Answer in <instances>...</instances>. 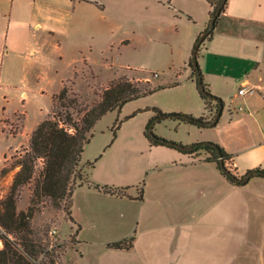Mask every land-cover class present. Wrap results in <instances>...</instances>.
Segmentation results:
<instances>
[{
	"label": "crops",
	"instance_id": "crops-1",
	"mask_svg": "<svg viewBox=\"0 0 264 264\" xmlns=\"http://www.w3.org/2000/svg\"><path fill=\"white\" fill-rule=\"evenodd\" d=\"M132 2L123 5L126 16L138 14L131 9ZM180 2L187 6L181 14L189 22L184 23L183 43L193 55L212 6L208 0ZM173 11L174 22L181 21L177 14L182 11ZM103 18L106 10L93 0H0V87L23 84L53 97L64 83L82 82L110 48L95 45L110 35L111 29L101 24ZM71 40H75L72 45ZM96 47L99 58L93 55ZM198 60L204 83L224 102L218 122L206 127L178 123L174 135H158L184 145L214 141L233 156L240 175L264 169V0H227L213 35L199 49ZM55 66L59 70L49 76ZM191 68L184 85L194 90L196 105L169 110L210 115ZM128 69L123 75L131 78L130 72L136 70L158 75L154 70ZM50 83L57 88L48 91ZM242 87H246L243 94ZM28 96L23 92L25 100ZM17 112L22 111L13 115ZM147 128L148 124L123 134L126 144L120 158H108L111 150L100 155L95 167L88 169V182L73 193L72 215L80 225L74 243L84 263L99 258L109 259V264H251L242 259L249 247L256 248L254 264H264V177L254 175L243 185L234 184L204 154L151 144ZM131 156L139 159L138 164L131 163ZM129 171L137 173L132 180L119 175ZM94 183L125 188L126 195L105 192ZM132 235L130 249L108 246Z\"/></svg>",
	"mask_w": 264,
	"mask_h": 264
},
{
	"label": "rangeland",
	"instance_id": "rangeland-1",
	"mask_svg": "<svg viewBox=\"0 0 264 264\" xmlns=\"http://www.w3.org/2000/svg\"><path fill=\"white\" fill-rule=\"evenodd\" d=\"M93 1L101 11L106 10L107 18H103L101 24L104 28L111 29L108 38L97 41L95 45L98 46L99 44L103 47L108 44L110 48L100 57V65L92 66V71L90 70V74H86V78L82 82L76 85L73 82L68 84L73 91L87 103L93 104L100 100L110 80L129 72L128 68L130 67L154 70L158 75L147 70H136L130 72L134 78L127 77L141 80L150 79L153 85L166 84L167 86L158 89L153 94L125 104L120 112L118 110L109 111L99 119L94 127V136L82 154L83 163L86 165L87 162L96 160L109 150L111 152H108V158L119 159V152L126 144L125 134H130L134 130L145 129L147 124L155 119L156 113L152 109L147 112L146 108L158 107L163 111L166 110L165 112L189 114L184 111H175L176 109L170 111L169 109L196 105L194 90L188 85H184L186 78L192 73L190 59L192 55L189 48L185 47L183 43L187 27L184 23H189L188 17L181 14L187 10V6L180 2L183 0H132L134 3L129 0ZM125 2H132L131 9L138 11V14L133 12V14L126 16L123 11ZM174 8H179L182 11L177 14V18L182 16L181 21L178 18L179 21L174 22ZM75 40L69 41V44L72 45ZM92 44L93 40L89 37L88 45ZM47 48L52 50L50 45H47ZM95 49L93 55L99 58L100 51L97 47ZM55 57L58 61L59 57L56 55ZM107 63L109 67H106ZM56 69L59 70L56 66L50 69L49 76H54ZM56 88L57 86L50 83L47 90L51 91ZM38 90L37 88H28L23 84L0 87V170L4 166H11L13 155L30 148L32 132H27L48 117L49 115L46 114L49 111V114L52 112V96ZM23 92L29 94L26 100L23 98ZM17 110L25 112V115L22 112L13 115ZM150 115L153 118L150 117V119ZM214 116L210 119H213ZM117 123L119 127H116ZM178 123H183L182 127L193 125L174 118H164L154 125V132L157 135L161 132L174 135ZM114 131H116V135H114ZM121 131L122 137L117 138ZM180 131L185 135L188 134L186 128H182ZM129 160L131 163L137 164L139 161L133 156L129 157ZM42 167L43 161L40 160L36 176ZM17 170L18 168H15L0 178V198L9 190ZM87 173L88 168L84 166L82 170L84 179ZM119 175L132 180L137 176V173L136 171H129ZM84 179H78L76 185L83 182ZM34 186L35 178L23 187L18 201L20 209L28 208ZM69 201L70 198L67 196L62 200L45 196L43 202L41 201L43 208L36 213L33 219L36 229L49 241V246L53 243V248H56L55 264H73L75 262L80 264H109L107 262L109 259L102 261L97 258L91 260L90 263H84L82 260V251L76 248L72 240V235L77 234V226L67 216L66 207ZM57 202H60L61 206H57ZM53 228L58 230L56 235L50 234V230ZM255 256L256 248L247 247L243 253V258H241L246 257L249 263L254 264ZM45 259L46 257L39 258V261L44 264ZM238 264H245V262L241 261Z\"/></svg>",
	"mask_w": 264,
	"mask_h": 264
},
{
	"label": "trees",
	"instance_id": "trees-1",
	"mask_svg": "<svg viewBox=\"0 0 264 264\" xmlns=\"http://www.w3.org/2000/svg\"><path fill=\"white\" fill-rule=\"evenodd\" d=\"M208 1L212 6L211 21L221 0ZM220 16L217 19L216 26ZM214 30L215 28L206 39L213 35ZM200 35L195 42L194 49ZM191 66L193 67V76L198 85L197 70L194 68L192 58ZM199 69L201 71L200 65ZM151 73L155 74L154 72ZM69 83H64L60 91L52 97V112L48 114V117L40 121L32 131L30 148L13 155L11 166H4L0 170V178H2L11 170L18 168L9 190L0 198V264H42V261H39V258L42 256V258L46 257L43 261L44 264L56 263V248H49V241L36 229L33 223L36 213L43 208V204H41L43 197L49 196L55 200H62L66 196L70 198L69 204L66 207L67 216L76 224L77 233L80 225L76 223L72 215V196L78 186L88 182V173L85 179L82 175L84 166L92 170L98 160L87 162V165L82 162V154L85 147L94 136L95 124L109 111L118 110L120 112L126 103L153 94L158 89L167 86L166 84L153 85L150 79H131L123 75L110 80L100 100L90 104L75 93L70 85H68ZM205 86L210 96L203 94L200 89L199 92L205 99L206 107L210 111V115L197 117L188 114L191 117V120H189L181 117L184 113H167L158 107L146 108V110L152 109L156 113L154 118L167 114L169 118L186 121L199 127H206L203 122L215 115L212 113V103H214L218 111L219 100L222 98L213 94L207 84ZM152 121L153 119L149 122L148 126ZM116 127H119L118 123ZM114 135H116V131H114ZM146 135L153 145H166L176 148L174 146L176 141L174 140L159 135H157V139H153L148 134ZM190 146H194L195 148L187 153L195 152L200 155L204 154L205 160L215 162L231 182L237 185L245 184L237 179L244 174L240 175L237 172L233 156L220 146V144L214 141H202ZM219 151L221 152L225 165L236 177L229 175L222 169L219 162ZM40 160L43 161V167L36 176ZM255 169L264 172V169L261 167ZM34 178L35 186L32 189L30 204L27 209H20L18 201L21 196V191ZM78 179L84 180L76 185ZM94 186L105 192L126 195L125 188L100 185L98 183H94ZM139 198H142V193ZM56 204L57 206H61L60 202ZM75 237L76 235L73 234V241H75ZM134 241L135 235H132L110 242L108 246L117 249H130Z\"/></svg>",
	"mask_w": 264,
	"mask_h": 264
},
{
	"label": "water",
	"instance_id": "water-1",
	"mask_svg": "<svg viewBox=\"0 0 264 264\" xmlns=\"http://www.w3.org/2000/svg\"><path fill=\"white\" fill-rule=\"evenodd\" d=\"M226 2H227V0H221V2L219 3L218 7L216 8V10H215V12H214V14L212 16V19H211V21H210L207 29H205L204 32L200 35V37H199V39H198V41L196 43V47H195V49L193 51V55H192L193 65H194V68L197 70L198 88L206 96H210V94L206 90V86H205V83H204V80H203V76H202V73H201V71L199 69V60H198L199 48H200L201 44L204 42V40L206 39V37L215 28L217 19L222 14ZM223 108H224V102H223V99H221V100H219V109H218L216 115L214 116V118L213 119H210V120H207V121H204L203 124L206 125V126H213V125H215L218 122V120H219V118H220V116L222 114ZM181 117L184 118V119L191 120V117L188 114H186V113L182 114ZM164 118H169V116L167 114H165V115L156 117L155 119H153V121L151 122V124L148 126L147 134L150 137H152L153 139H157L158 138L157 134L154 132V125L159 120L164 119ZM174 146L177 149H179L181 151H184V152L192 151L195 148L194 146L184 145V144L179 143V142H176L174 144ZM219 156H220L219 162H220V165H221L222 169L225 172H227L229 175L236 177L227 168V166L225 165L220 151H219ZM254 175H262V176H264V172L259 171L257 169H252V170L248 171L247 173H245L242 177H238L237 179H238V181H240L242 183H247L251 179V177H253Z\"/></svg>",
	"mask_w": 264,
	"mask_h": 264
},
{
	"label": "built area",
	"instance_id": "built-area-1",
	"mask_svg": "<svg viewBox=\"0 0 264 264\" xmlns=\"http://www.w3.org/2000/svg\"><path fill=\"white\" fill-rule=\"evenodd\" d=\"M245 91H246V87H242V88L239 90V93L243 94V93H245ZM241 108L243 109L244 107L242 106ZM57 233H58V230H57L56 228H53V229L50 230V234H51V235H56ZM53 247H54V244L51 243L50 246H49V248H53ZM42 257H43V256H42ZM42 257H41V258H42ZM73 264H79V263L75 262V263H73Z\"/></svg>",
	"mask_w": 264,
	"mask_h": 264
}]
</instances>
